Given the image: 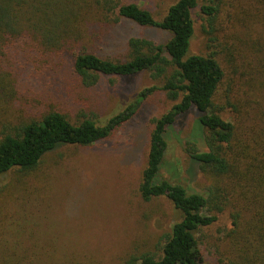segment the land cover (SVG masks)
Masks as SVG:
<instances>
[{
  "label": "rangeland",
  "instance_id": "obj_1",
  "mask_svg": "<svg viewBox=\"0 0 264 264\" xmlns=\"http://www.w3.org/2000/svg\"><path fill=\"white\" fill-rule=\"evenodd\" d=\"M115 1L134 2L159 20L176 0ZM198 1L210 4L208 0ZM257 1L220 0L217 15L209 18L199 7L192 15L194 32L188 54L213 48L217 51L225 79L231 76L234 86L228 90L226 83L221 85L216 102L225 103L229 97L231 105L221 116L233 121L238 131L248 125L250 114L264 108L263 95L252 94L242 85L250 75L241 74L247 69L255 75L260 69L252 49L253 42L264 38L260 36L264 32V0L258 5ZM255 7H259L260 15L253 14ZM169 36L167 31L122 18L109 25L106 35L90 47L116 60L127 57L131 37H146L163 44ZM210 38H214L212 43ZM232 59L238 65L236 69ZM1 74L7 86L13 88L6 96L5 112L12 123L40 117L54 108L64 112L72 123L89 117L104 124L143 88L159 86L164 81L153 79L149 71L143 70L128 77L102 75L94 85L86 86L74 72L70 55L43 54L41 49L35 51L28 46H18L2 56ZM172 103L164 92L156 90L109 137L88 146L61 145L47 153L40 170L25 176L29 190L17 201L14 199L21 191L9 187L8 182L20 175H1L0 264H20V260L29 258L21 254L25 248L34 249L40 257L32 264H58L61 260L64 264H123L131 253L160 255L161 236L169 232L181 214L165 196L144 201L138 186L151 119ZM195 122L196 113L190 110L178 116L168 129L167 149L157 179H169L188 191L204 193L205 179L185 151L186 141L194 137ZM200 148L204 149L202 145ZM230 227V209H224L214 223L199 232L201 250L208 262L217 264V247L226 252L223 237ZM13 231L20 236L16 238Z\"/></svg>",
  "mask_w": 264,
  "mask_h": 264
},
{
  "label": "trees",
  "instance_id": "obj_2",
  "mask_svg": "<svg viewBox=\"0 0 264 264\" xmlns=\"http://www.w3.org/2000/svg\"><path fill=\"white\" fill-rule=\"evenodd\" d=\"M208 2L176 0L157 20L149 10L134 2L0 0V59L18 46H28L35 51L41 49L43 54L70 55L74 72L86 86L94 85L102 75L128 77L143 70L149 71L153 79L164 80L159 86L143 88L104 124H97L89 117L72 123L64 112L54 108L40 117L12 123L5 112L6 96L13 88L7 86L1 74L0 176L20 175L8 182L9 187L21 191L14 201L29 190L25 176L40 170L47 153L61 145L88 146L109 137L147 96L160 90L173 103L151 119L138 191L144 201L167 197L181 217L161 236L160 255L131 253L123 264H215L208 262L203 254L199 232L214 223L224 209H230L231 227L223 237L226 252L216 248L217 264H264V108L250 114L248 125L238 131L233 121L221 116L231 105L229 97L225 103L216 102L221 85L226 83L228 90L234 86L231 76L225 79L217 51L213 48L188 54L194 32L193 10L199 7L209 18L219 12L220 0ZM260 3L262 0L257 1V5ZM255 11L254 15H260L259 7ZM122 18L142 27L167 31L170 36L163 44L146 37H131L127 41V57L113 60L101 56L91 44L106 35L109 25ZM260 36L264 37V32ZM261 39L252 44L260 69L255 75L247 69L241 74L250 75L243 87L264 97V38ZM232 60L236 69L238 65ZM190 110L196 113L195 133L192 140L186 141L185 151L198 164L205 179L204 193L188 191L169 179H157L167 149L166 133L178 116ZM12 233L16 238L20 236L17 231ZM20 244L16 245L18 254ZM21 250L29 258L20 260V264H32L40 258L34 249ZM58 264L64 263L61 260Z\"/></svg>",
  "mask_w": 264,
  "mask_h": 264
}]
</instances>
